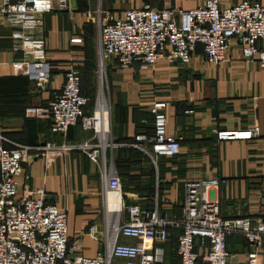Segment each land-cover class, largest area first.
I'll list each match as a JSON object with an SVG mask.
<instances>
[{"label": "crops", "instance_id": "crops-1", "mask_svg": "<svg viewBox=\"0 0 264 264\" xmlns=\"http://www.w3.org/2000/svg\"><path fill=\"white\" fill-rule=\"evenodd\" d=\"M202 1L72 0L69 8L78 9L76 12L43 16L45 56L50 66V79L44 86L29 81L21 66L13 65L20 60V54L11 49V28L0 20V135L4 148L18 146L26 150L17 178L18 195L42 189L45 201L66 213L67 243L79 244L78 253L84 257L102 252L105 239L111 237L117 214L107 207L109 192L99 176L93 174L96 166L84 156L65 153L46 165L40 147L48 142L77 144L88 134L78 125L70 127L64 137L51 134L48 119L25 118L23 110L46 107L50 94L62 84L70 67L78 72L81 95L93 102L91 74L84 71L82 64L88 50L84 42L70 41L83 39L88 14L96 9L105 21L106 15L117 16L144 6L176 12L197 8ZM217 1L219 8H225L243 0ZM255 1L264 9V0ZM240 46L239 38H233L225 60L217 66L204 62L199 47H195L185 65L157 61L151 72L120 71L113 65L107 66L105 85L112 156L132 152L130 145L135 134L151 133L149 107L155 101L165 104L166 133L179 144L175 157H159L154 164L130 162L127 182L122 186L125 197L121 190L124 205L136 204L175 220L181 214L183 181L215 178L219 185L209 197L218 203L219 215L224 220L247 216L253 222H264V68L244 60ZM259 46L264 47V42ZM88 112L89 109L84 111ZM253 126L259 128L257 140L215 139V132ZM92 227L95 230L90 235ZM167 232L165 242L153 245L157 264H178L173 237L178 230L169 228ZM119 242L138 243L124 239ZM225 249L243 257L247 247L239 236H229ZM260 262L264 264L262 255ZM114 264L121 261L115 260Z\"/></svg>", "mask_w": 264, "mask_h": 264}, {"label": "built area", "instance_id": "built-area-1", "mask_svg": "<svg viewBox=\"0 0 264 264\" xmlns=\"http://www.w3.org/2000/svg\"><path fill=\"white\" fill-rule=\"evenodd\" d=\"M70 0H0V20L11 28L10 46L20 54L13 65L21 66L24 76L37 86L47 84L50 66L45 56L43 16L66 12ZM95 58L98 73L108 65L118 70L151 72L157 61L188 64L190 54L199 47L207 65L225 60L230 41L239 38L242 58L264 68V9L258 1L243 0L219 8L217 0H203L197 8L173 11L144 6L105 16L97 31ZM71 43H79L73 39ZM106 65V67H105ZM101 86V82L99 81ZM94 96L91 111H84L88 98L79 91L78 72L67 69L62 84L50 94L44 108L26 107L25 118L48 119L49 133L64 137L75 125L87 137L77 144L44 143L40 147L46 165L64 153L76 152L98 168L106 190L119 198V211L104 241L103 251L92 257L80 255L79 244L67 243L66 213L45 201L40 188L19 197L17 178L21 174L25 148L3 147L0 135V264H157L155 243L168 238V229L178 230L173 237L178 264H262L264 222L247 216L224 220L218 203L209 197L219 181L215 178L187 179L182 183L181 214L168 220L157 212L136 204L121 202V186L114 172L112 144L108 132V108L103 93ZM165 104L155 101L149 107L151 133L135 134L130 148L151 160L179 154L178 140L165 128ZM259 128L215 132L216 141H253ZM95 228L90 229V235ZM229 236H239L246 244L243 257L225 249ZM119 239L137 240V244Z\"/></svg>", "mask_w": 264, "mask_h": 264}, {"label": "rangeland", "instance_id": "rangeland-1", "mask_svg": "<svg viewBox=\"0 0 264 264\" xmlns=\"http://www.w3.org/2000/svg\"><path fill=\"white\" fill-rule=\"evenodd\" d=\"M71 1L69 2V6L71 4ZM77 10L78 9H75L74 7H72V8L67 9V11L65 13L76 12ZM89 16H90V18H89ZM95 16H96V18H95ZM100 16H102L101 12H99V10H97V9L95 11H93L91 14H88L89 19H87V22L85 23L86 32H85V34L81 35L83 37V39L82 40L79 39V42H84L85 47L88 50V55L82 58V64H84L83 65L84 71L87 74H91L90 75V78H91L90 90H91V97H92L91 100L94 98L95 95H98L97 93H99V91L101 90L103 93L104 100L107 101L106 85H105V77H106L107 67L105 65L106 68L105 69L103 68L102 72L100 73V77H99V73L97 72L98 66H97V62H96V58H95L97 31H98L99 26L104 23L103 17L100 18ZM49 79H50V75H49ZM91 81H92V88H91ZM99 81L101 82V86L99 85ZM79 155H81V154H79ZM121 157H123L124 161L128 160L129 162H138V163L143 162L144 163V162L151 161L149 158L143 157V156L138 155L134 152H121V153L113 154V165H115L114 168H116V161L117 160L119 161V159ZM126 171H127V169L122 170V171H117V168H116V173H118V175H121V174L125 173ZM93 174L96 177L99 176V172H98L97 167L93 166ZM119 181H120V186L122 187L124 184H126L127 177L126 176H124V178L119 177ZM123 191L124 190H122L123 197H125V195H124L125 193ZM125 202H127V201H125ZM126 204L128 205L129 203H126Z\"/></svg>", "mask_w": 264, "mask_h": 264}, {"label": "trees", "instance_id": "trees-1", "mask_svg": "<svg viewBox=\"0 0 264 264\" xmlns=\"http://www.w3.org/2000/svg\"><path fill=\"white\" fill-rule=\"evenodd\" d=\"M81 94V93H80ZM91 106H92V102L90 103L89 102V104L87 105V107H86V109L85 110H88L89 109V112L88 113H85V114H89L90 113V111H91ZM151 122H152V118H151ZM132 152H134V153H136V154H138V155H141L140 153H138L137 151H135V150H133ZM142 156V155H141ZM144 157V156H143ZM129 164H130V162L128 161V160H126V161H124V159H123V157H121L120 159H119V161L117 160L116 161V168H117V171H122V170H126L127 169V171L125 172V173H123V174H121V175H118V173H116V175L118 176V177H120V178H124V176H126L127 177V173H128V171H129ZM114 167H115V165H113ZM116 168H114L115 169V172H116ZM121 190H122V187H121ZM175 249V248H174ZM174 255H175V253H174ZM175 257H176V255H175ZM176 260H177V258H176ZM177 262H178V260H177ZM196 264H204V263H202L201 261H200V259L196 262Z\"/></svg>", "mask_w": 264, "mask_h": 264}, {"label": "bare ground", "instance_id": "bare-ground-1", "mask_svg": "<svg viewBox=\"0 0 264 264\" xmlns=\"http://www.w3.org/2000/svg\"><path fill=\"white\" fill-rule=\"evenodd\" d=\"M99 94H100V91H99ZM106 204H107V207H109L111 210L113 209V211H115L117 214V212L119 211V206H120L119 198L117 196L109 192L108 200H106Z\"/></svg>", "mask_w": 264, "mask_h": 264}]
</instances>
